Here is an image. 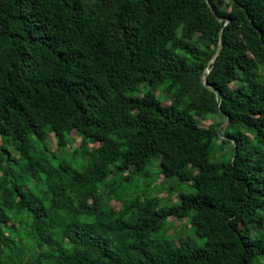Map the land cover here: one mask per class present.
Returning a JSON list of instances; mask_svg holds the SVG:
<instances>
[{
  "label": "trees",
  "instance_id": "16d2710c",
  "mask_svg": "<svg viewBox=\"0 0 264 264\" xmlns=\"http://www.w3.org/2000/svg\"><path fill=\"white\" fill-rule=\"evenodd\" d=\"M0 264H264V0H0Z\"/></svg>",
  "mask_w": 264,
  "mask_h": 264
},
{
  "label": "rangeland",
  "instance_id": "374dc122",
  "mask_svg": "<svg viewBox=\"0 0 264 264\" xmlns=\"http://www.w3.org/2000/svg\"><path fill=\"white\" fill-rule=\"evenodd\" d=\"M146 90L147 89L143 88V91H146ZM152 91L156 95L159 101L164 102V103H171L169 100H171L173 90L170 89L169 81H165L159 84L158 86L154 87ZM128 95H131V94H128ZM132 95L133 96L137 95V92H135V94H132ZM221 120H222L221 117L216 116L215 118H210V119H205V120L200 119L199 124L201 127H207L212 122H217ZM74 138H75V142L73 144L68 145V148H67L68 151H72L74 150V148L78 146L79 138L77 137H74ZM47 146L49 147L51 151L56 150V139L53 136H50L48 138ZM228 151H229V147L227 145L217 144L212 150L213 159H216L217 161H220V160L225 161L226 158L228 157V154H227ZM13 154H16V152L13 151ZM158 162H159L158 159H153L150 166L148 167L149 177L146 180L134 179L133 182L131 183V187L139 186L140 188H144V186L148 185L149 183L154 182L155 177L158 172ZM160 181H161V177L155 183H153V186L156 187L160 183ZM167 183L168 185H171V187H174L173 189L175 191V194L172 196V203H175L178 193L190 192V187L187 184L178 185L176 181L173 179L169 180ZM165 194H166L165 192H157V191L155 192L156 197L164 198ZM164 204L169 205L168 202ZM112 206H114L116 209L119 208V204L116 202H112ZM169 220L170 222L171 221L174 222L169 232L175 238V242L177 244H182L184 240H189L191 245H194L197 247L203 246L204 239H200L197 236H195L193 230L190 229L189 224L185 220L183 221H178L174 219H169ZM251 229L255 235L261 234V229L258 228L257 226L251 225Z\"/></svg>",
  "mask_w": 264,
  "mask_h": 264
},
{
  "label": "water",
  "instance_id": "95a60500",
  "mask_svg": "<svg viewBox=\"0 0 264 264\" xmlns=\"http://www.w3.org/2000/svg\"><path fill=\"white\" fill-rule=\"evenodd\" d=\"M207 4H208V6H209V3L207 2ZM213 12V11H212ZM213 14H214V12H213ZM218 51V50H217ZM217 53V52H216ZM216 53H215V55H216ZM214 55V56H215ZM214 58V57H213ZM212 62V60L209 62V63H211ZM208 70H206V74H208ZM207 78H206V75L204 76V78L202 79V83H203V85L205 86V87H207L208 88V86H207ZM210 89V88H209ZM221 111V109H220V107H219V112ZM227 119L228 118H226V120L224 121V123H223V125L224 124H226V122H227ZM220 129H221V127L218 129V132L220 131Z\"/></svg>",
  "mask_w": 264,
  "mask_h": 264
}]
</instances>
